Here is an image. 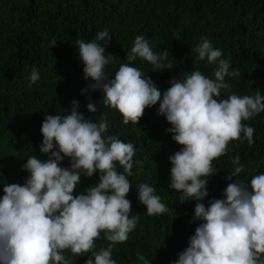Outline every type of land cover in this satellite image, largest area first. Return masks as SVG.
I'll return each mask as SVG.
<instances>
[{
  "label": "clouds",
  "instance_id": "clouds-1",
  "mask_svg": "<svg viewBox=\"0 0 264 264\" xmlns=\"http://www.w3.org/2000/svg\"><path fill=\"white\" fill-rule=\"evenodd\" d=\"M111 38L105 29L92 41H76L84 79L91 81L81 94L102 93L100 104L118 112L124 125L137 126L145 110L159 104L157 115L166 119L171 139L181 146L169 157V187L181 193L180 200L196 201L190 222H201L174 264H264V173L254 175L250 183L240 179L228 183L224 198L209 200L207 207L202 202L208 196V178L216 173L213 160L227 154L230 141L253 144L255 130L244 122L264 112V95L259 90L243 96L230 92L226 77L241 73L230 70L222 51L204 37L193 51L197 64L216 65L213 77L199 70L185 72L173 77L162 93L133 62H147L160 72L171 71L174 59L166 49L154 52L146 37L138 35L126 53L127 63L109 78L105 69L117 60L105 53ZM55 43L52 40L49 46ZM39 79L33 68L29 86ZM78 109L74 100L67 115L45 116L39 149L45 159L30 156L22 166L28 173L25 183L3 186L0 264H72L66 251L75 257L90 254L85 264H116L113 247L126 242L135 229L138 217L130 215L132 205L126 198L132 188L128 177L134 164H141L134 160L135 146L107 134V112L93 122ZM97 110L89 98L86 111ZM65 158L67 168L61 167ZM231 163L229 181L244 171L238 155ZM96 173L98 184L73 194L81 176L91 178ZM137 188L138 201L149 216L175 217L153 186L142 183ZM102 232L109 246L95 251ZM137 258L149 264L142 254Z\"/></svg>",
  "mask_w": 264,
  "mask_h": 264
},
{
  "label": "trees",
  "instance_id": "trees-1",
  "mask_svg": "<svg viewBox=\"0 0 264 264\" xmlns=\"http://www.w3.org/2000/svg\"><path fill=\"white\" fill-rule=\"evenodd\" d=\"M105 29L112 37L105 53L117 58L105 69L109 78L127 63L126 53L138 35L146 37L154 52L166 49L174 59L171 71L160 72L147 62H133L162 93L173 77L185 72L199 70L213 77L216 65L197 64L193 51L204 37L222 51L230 70L241 73L226 77L230 92L243 96L259 90L264 95V0H0V198L4 185L25 183L28 173L22 166L30 156L45 159L39 151L45 116L67 115L72 102L78 101V110L93 122L107 112V134L132 143L134 160L141 162L134 164L128 177L132 188L126 197L132 205L130 215H136L138 223L126 242L113 247L112 258L116 264H143L137 258L142 254L149 264H174L201 222H190L196 201L180 200L181 193L169 187V157L181 146L171 139L166 119L157 115L159 104L146 109L137 126L124 125L118 112L100 104L102 93L81 94L91 81L84 79L76 41H92ZM52 40L56 43L50 47ZM33 68L40 79L29 86ZM89 98L97 104L95 113L86 111ZM244 123L254 128V142L230 141L227 154L213 160L216 173L208 178V196L202 201L206 207L209 200L224 198L228 183L236 179L250 183L254 175L264 173V112ZM237 155L244 171L226 180ZM61 167H69L67 158ZM117 170L123 172L119 166ZM98 183L99 173L81 176L73 194ZM142 183L155 188L175 217L147 214L137 198V185ZM109 243L102 232L95 251ZM64 255L72 264H85L90 256L75 257L70 251Z\"/></svg>",
  "mask_w": 264,
  "mask_h": 264
}]
</instances>
